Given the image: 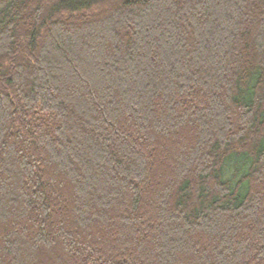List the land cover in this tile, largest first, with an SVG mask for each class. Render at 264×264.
Returning a JSON list of instances; mask_svg holds the SVG:
<instances>
[{
  "label": "trees",
  "instance_id": "trees-1",
  "mask_svg": "<svg viewBox=\"0 0 264 264\" xmlns=\"http://www.w3.org/2000/svg\"><path fill=\"white\" fill-rule=\"evenodd\" d=\"M0 264H264V0H0Z\"/></svg>",
  "mask_w": 264,
  "mask_h": 264
}]
</instances>
